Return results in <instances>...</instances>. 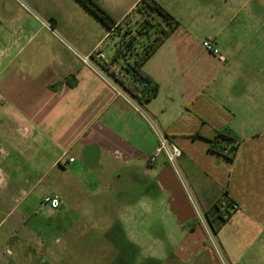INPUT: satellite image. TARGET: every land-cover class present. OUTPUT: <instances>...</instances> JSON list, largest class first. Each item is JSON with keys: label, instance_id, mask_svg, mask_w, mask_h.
Here are the masks:
<instances>
[{"label": "crops", "instance_id": "obj_1", "mask_svg": "<svg viewBox=\"0 0 264 264\" xmlns=\"http://www.w3.org/2000/svg\"><path fill=\"white\" fill-rule=\"evenodd\" d=\"M97 1L121 20L139 0H114L117 9ZM156 1L180 25L143 66L159 92L142 108L72 52L91 58L110 33L77 0H0V205L11 215L21 200L43 207L42 197L56 194L61 207L47 209L59 219L79 210L76 200H140L147 216L155 200H166L169 221L164 207L160 216L169 231L152 257L159 264H220L180 178L163 155L150 160L158 143L151 121L180 147L182 180L203 210L211 219L215 204L229 213L215 232L228 263L264 264V135L246 137L235 121L245 86L255 81L243 85L229 76L231 44L223 37L235 5ZM204 39L215 41L224 61L202 48ZM217 131L240 143L232 160L209 150ZM65 156L74 160L63 167ZM113 206L110 221L118 219ZM125 211L130 220L139 217L130 203ZM15 215L1 220L0 236L16 237Z\"/></svg>", "mask_w": 264, "mask_h": 264}, {"label": "rangeland", "instance_id": "obj_2", "mask_svg": "<svg viewBox=\"0 0 264 264\" xmlns=\"http://www.w3.org/2000/svg\"><path fill=\"white\" fill-rule=\"evenodd\" d=\"M104 1L111 9L120 8L114 0ZM230 1L235 7L227 13L231 19L223 36L231 44L229 76L243 85L255 81L245 86L246 93L240 99L244 106L237 110L235 121L246 137L264 135V0ZM118 14L113 12L115 17ZM91 16V20L96 18ZM103 52L108 59L113 54L112 46H105ZM226 104L234 109L230 102ZM177 176L182 178L180 170ZM155 201V206L150 208L153 212L147 216L148 207L144 206L141 212L140 200H76L75 209L79 210L64 213L57 219L46 207L33 204V200H21V205L10 207L16 214L14 220L20 224L16 237L0 236V264H159L152 253L163 241L161 233L165 229L169 231L163 227L162 207L167 221L170 209L166 200H161V205L160 200ZM108 203L117 209L115 221L109 219ZM129 203L139 209L135 220H130L125 211ZM8 208L0 205V222L12 216ZM86 215L93 218H85ZM165 251L168 253L169 249Z\"/></svg>", "mask_w": 264, "mask_h": 264}, {"label": "trees", "instance_id": "obj_3", "mask_svg": "<svg viewBox=\"0 0 264 264\" xmlns=\"http://www.w3.org/2000/svg\"><path fill=\"white\" fill-rule=\"evenodd\" d=\"M87 8L110 31L97 49L114 43L113 54L97 63L98 69L110 79L123 93L144 107L159 92L158 84L144 71L146 61L179 27L180 22L156 0H139L121 19H114L97 0H77ZM240 143L228 131H217L209 140V150L232 160ZM230 148L225 153L227 148ZM216 220L211 219L204 210L214 233L226 221L218 205Z\"/></svg>", "mask_w": 264, "mask_h": 264}, {"label": "built area", "instance_id": "obj_4", "mask_svg": "<svg viewBox=\"0 0 264 264\" xmlns=\"http://www.w3.org/2000/svg\"><path fill=\"white\" fill-rule=\"evenodd\" d=\"M47 28L49 30H51L53 32V30L47 26ZM202 48L208 52L209 54H211L214 57H217L219 60L224 61V56L221 54L219 48L217 47L215 41H213L212 39H204L201 43ZM70 48V47H69ZM71 49V48H70ZM72 52L74 53V55L76 57H78L81 62H83L84 64L90 66L91 68H98L96 66L97 63L102 62L105 59V55L103 52L95 50V52L93 53V57H89V56H81L80 54H78L75 50H72ZM100 70V69H99ZM102 72V71H101ZM101 75L103 76V78H105V80H109V82H111L112 84H114L110 79H108L103 72L101 73ZM115 85V84H114ZM116 86V85H115ZM118 90V89H117ZM120 92V91H119ZM151 126L153 127L156 136H157V147L154 151V155L153 157H151L150 160H153L155 156L157 155H163L167 161V163L169 164V166L174 170V172L178 175L179 174V169H178V165H177V159L181 156L182 151L180 149V147H178L176 144H174L173 142H171L166 135H164L163 133H161L160 131H158L153 125L152 122L150 121ZM230 148L228 147L225 150V153L228 152ZM74 159L72 157H63L60 161V165L63 167H66L68 165L69 162H72ZM180 178V177H179ZM182 185L185 188V193L187 195V198L190 202V206L193 210V217H194V221L196 222V224H198L204 231L206 240L210 246V248L212 249V251L214 252L218 262L220 264H229L228 261L226 260L221 247L217 241V238L215 236V233L213 231L212 226L209 223V220L203 210V208L201 207V205L198 203V201L196 200L195 196H193L190 192V190L188 188H186V184L185 182L182 180V178H180ZM41 203L44 207L48 208L51 211H57L59 210L60 206H61V200L59 198L58 195L56 194H47L44 195L42 197ZM225 217L229 216V213L227 212L226 214H224Z\"/></svg>", "mask_w": 264, "mask_h": 264}]
</instances>
